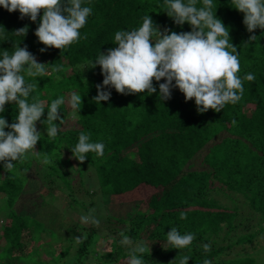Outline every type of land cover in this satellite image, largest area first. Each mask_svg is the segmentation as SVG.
Instances as JSON below:
<instances>
[{
    "label": "trees",
    "instance_id": "1",
    "mask_svg": "<svg viewBox=\"0 0 264 264\" xmlns=\"http://www.w3.org/2000/svg\"><path fill=\"white\" fill-rule=\"evenodd\" d=\"M213 2L216 17L229 29L231 42L239 52L238 75L253 73L256 79L243 82L244 95L237 104H228L221 112L209 109L204 113L197 111L194 98L186 102L178 88L172 89L169 100L162 101L159 83L165 82L163 78L153 81L157 91L151 95H122L112 88L109 101L97 105L92 100L103 76L100 66L89 68V62L100 52L116 47V31L138 28L145 15L151 16L161 30L191 31L187 22L179 26L168 17L162 7L164 0H85V6L93 9L80 30L87 39L64 50L47 47L43 53L39 49L46 46L35 35L43 9L32 22L28 17L20 19L18 10L10 13L0 6V58L3 50L11 54L19 45L27 46L40 63L48 64L47 76L28 77L25 73L26 81L36 86L29 102H45L44 115L36 122L43 138L35 150L46 167V194L57 180L70 195L75 193L77 166L74 173L68 170L72 159L80 168L95 169L101 191L108 198L138 195L141 188L149 189L145 199H137L138 208L127 214L129 217L110 214L101 226H78L80 223L73 221L59 236L49 230L50 241L42 244L46 256L56 245L64 247L53 263H68L66 257L73 253V261L81 264L93 254L95 264H127L128 249L119 243L123 231L133 241L143 240L150 247V254L144 255L146 264H170L176 257L178 262L184 254L191 256L188 264H203L204 259L212 264H256L252 255L264 242V30L257 28L249 33L243 24L244 13L234 8L232 0ZM197 6L202 4L198 2ZM25 25L26 36H16L14 31ZM253 34L256 40L248 42ZM73 91L82 96L79 112L67 103ZM59 97L66 101L60 106L63 123L57 137L48 139L47 121H42L47 118L51 101ZM5 107L0 116L11 124L18 115V106L10 102ZM81 132L91 133L92 142L105 143L103 157L88 153L83 163L73 157L71 148ZM199 156L203 157L201 169L194 165ZM27 157L14 161L11 172L5 171L0 162V198H26L36 187L28 174L34 161ZM45 158L51 162L46 163ZM181 213L186 219L180 218ZM41 223L13 209L8 211L0 230V256L12 264L33 262L31 258L38 257L42 248H36L42 242L40 231H46ZM171 227H177L181 234H195L190 253L167 245L166 233ZM76 237L82 242L78 244ZM101 244L102 249L107 246L106 251L98 250ZM204 244H210L211 250L205 252ZM43 258L39 256L43 261L37 264H53Z\"/></svg>",
    "mask_w": 264,
    "mask_h": 264
},
{
    "label": "clouds",
    "instance_id": "2",
    "mask_svg": "<svg viewBox=\"0 0 264 264\" xmlns=\"http://www.w3.org/2000/svg\"><path fill=\"white\" fill-rule=\"evenodd\" d=\"M198 2L202 6L198 7ZM232 4L244 13L243 24L249 33H254L257 28L264 30V0H232ZM0 6L10 13L18 10L20 19L28 17L32 22L37 21L43 9L35 31L38 41L46 46L39 49L41 53L47 47L64 50L81 39H87L80 30L93 13L91 6H85V0H0ZM162 7L176 25L182 26L187 22L191 31L161 30L149 15L142 18L143 23L138 28L116 31V47L100 52L94 61L89 62V68L99 65L103 76L102 84L96 85L97 95L92 100L97 105L101 101H109L112 88L122 95L144 92L151 95L157 91L153 81L159 82L163 78L165 82L159 83L162 101L169 100L172 89L178 88L186 102L194 98L200 113L209 109L221 112L226 105L237 104L244 95L243 82H253L256 77L253 73L243 77L238 75L241 71L239 52L231 42L229 29L216 17L213 0H164ZM27 32L28 26L25 25L14 34L24 37ZM256 38L253 34L248 42ZM47 66L37 62L27 46H15L11 54L8 50L2 52L0 113L5 112V106L10 102H15L19 109L15 122L11 124L0 116V162L7 172L14 170V161L21 162L29 154H38L35 146L43 134L37 129L36 122L41 121L44 115L45 102L35 99L29 102L28 97L36 86L26 81L25 73L28 77H44L49 75ZM65 103V98L59 97L47 107V118L42 122L47 121L48 139H55L60 131L59 125L63 123L60 106ZM67 103L79 112L82 96L73 91ZM58 120L60 123H55ZM105 147L102 141L92 142L91 133L81 132L71 151L73 157L83 163L88 153L103 157ZM45 162L51 161L45 158ZM180 218L186 219V216L181 213ZM80 220L84 224H99L91 212L81 216ZM119 235V243L128 249L127 264H146L144 255L150 254V247L143 240L133 241L123 231ZM75 239L78 244L82 242L81 237ZM195 239L194 233L181 234L177 227H171L166 233V243L170 248L187 249L189 253ZM202 247L205 252L211 250L210 244ZM190 258V254H184L178 262L176 257L170 264H188ZM203 264H212V261L204 259Z\"/></svg>",
    "mask_w": 264,
    "mask_h": 264
},
{
    "label": "rangeland",
    "instance_id": "3",
    "mask_svg": "<svg viewBox=\"0 0 264 264\" xmlns=\"http://www.w3.org/2000/svg\"><path fill=\"white\" fill-rule=\"evenodd\" d=\"M37 62H40V58H37ZM27 158L28 160L34 161V166L28 174L32 182L37 183V185L35 184L37 188L35 187L33 191L31 189L30 193L25 195L26 198L22 196L18 199L11 200L4 197L0 198V230L7 220L8 211L12 209L23 213L24 215L35 217L39 220V222L43 223H41L40 226L46 228V231H40V229L38 230L40 231L42 242L39 244L37 243L36 248L40 247V245L42 248L40 255L38 253L37 256H40V258L44 257L43 259L50 260L51 263L58 259L57 257H59V252L62 251L64 247L63 245H56V247L46 256L42 244H44L43 242L50 241V232H52V234L56 233L57 236H59L64 232V228H66L67 225L73 221H75L76 224L80 223L78 226L91 225L84 224L80 220L81 216L88 215L90 212L99 220V224L96 226H101L102 222L110 214L123 218L129 217L127 214L135 212L136 208H138L136 203L139 201L137 199H145L147 195L146 193H149V189L147 187H143L137 191L138 195H135V193L133 195L108 198L104 196L101 191L99 177L95 169L90 166H82L80 168L79 164L76 165V161L72 159V166H69L68 170H70L71 173H74L76 170L75 167L77 166V176L79 177H76L73 185L75 193L70 195L69 189H66L64 184H62L60 180H57L55 184H51L49 186L48 194H46L47 182L44 180V173H46L44 163L39 160L36 154H29ZM202 160V156H199L194 160V165L197 169L204 167L202 165ZM50 183L51 182L48 184ZM76 192H78V195ZM241 205L242 202L240 203V206ZM91 210H94V212ZM101 236V233L98 234L97 239ZM103 240L106 241L105 239ZM102 245L103 244L97 247L98 250L102 251L104 249L106 251L107 246H104L102 249ZM44 246H46V244ZM109 249L111 250L112 246H109ZM252 256L256 261V264H264V242L257 247V251ZM38 257L34 255L31 258L33 262L28 261L27 264L29 262V264H37L38 260H41L38 259ZM95 257L96 254H93L92 258L88 257L82 263L95 264ZM4 259L5 258L3 256H0V264H12L9 260ZM66 259L71 262H57L53 264H81L73 261L75 259L73 253L71 254V257L67 256Z\"/></svg>",
    "mask_w": 264,
    "mask_h": 264
}]
</instances>
